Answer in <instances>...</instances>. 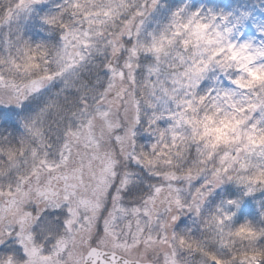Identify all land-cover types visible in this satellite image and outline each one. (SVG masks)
<instances>
[{
	"label": "clouds",
	"instance_id": "clouds-1",
	"mask_svg": "<svg viewBox=\"0 0 264 264\" xmlns=\"http://www.w3.org/2000/svg\"><path fill=\"white\" fill-rule=\"evenodd\" d=\"M0 264H264V0H0Z\"/></svg>",
	"mask_w": 264,
	"mask_h": 264
}]
</instances>
